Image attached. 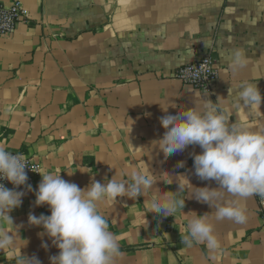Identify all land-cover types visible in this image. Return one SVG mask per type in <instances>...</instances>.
Here are the masks:
<instances>
[{"label": "crops", "instance_id": "0c3cea01", "mask_svg": "<svg viewBox=\"0 0 264 264\" xmlns=\"http://www.w3.org/2000/svg\"><path fill=\"white\" fill-rule=\"evenodd\" d=\"M20 1L27 17L0 35V147L30 154L42 172H60L81 189L113 176L130 182L134 171L157 179L162 172L181 180L185 175L196 187H218L195 175L198 145L167 157L159 150L167 131L160 118L203 110L209 99L230 109L231 122L264 129V103L254 118L229 96L231 84L241 83L257 84L264 94V0ZM239 49L246 54L244 67L232 63ZM212 50L219 66L212 93L176 77L180 66ZM41 180L40 174L33 191L17 190L25 195L9 213L14 226L0 225L15 233V245L0 250V264H17L22 255L51 264L59 254L40 235L42 226L28 220L29 214H51L47 204H35ZM177 190L175 179L160 180L135 200L125 196L99 205L119 244L113 264H264V210L255 195L240 201L247 214L243 224L215 220L214 209L188 193L179 194L185 206L175 216L151 212L153 195ZM206 213L221 244L215 253L205 244L182 242L188 221Z\"/></svg>", "mask_w": 264, "mask_h": 264}, {"label": "clouds", "instance_id": "9594fccd", "mask_svg": "<svg viewBox=\"0 0 264 264\" xmlns=\"http://www.w3.org/2000/svg\"><path fill=\"white\" fill-rule=\"evenodd\" d=\"M232 63L234 67L246 65V54L242 49L235 51ZM229 96L234 97L236 104L247 108L254 118L261 112L264 94L257 84H231ZM163 109L168 113V108ZM231 117L229 108L207 99L203 110L193 107L160 118L167 131L156 144L159 150L167 157L190 145H198L202 151L194 155L195 175L201 180L215 181L218 187H196L185 175L181 180V175L174 178L168 172H162L157 179L147 172L134 171L130 182L113 176L103 184L93 179L90 186L81 189L76 183L63 179L60 172L45 173L33 169L42 175L35 191V204H47L51 214L39 217L29 214L28 220L31 225L42 226L44 231L40 235H46L60 250L59 254L50 257L51 264H113L120 255L119 244L109 231L108 221L99 211V205L116 202L118 197L125 196L135 200L160 180L172 184L175 179L178 190L172 195H153L151 212L165 217L175 216L177 209L185 206V199L179 194L188 193V197L209 204L214 209L215 220L245 223L246 209L240 201L254 195L264 197V129L254 130L242 120L231 122ZM27 166L22 154H13L0 147V179L10 181L15 188L26 185L29 191H33L32 185L28 184ZM178 166L183 167L184 161H180ZM15 188L9 189L0 183V225H13L9 213L22 204L25 192ZM227 196L234 199H227ZM181 235L182 242L188 247L193 242L205 244L210 253L221 247L209 213L191 218L187 234ZM14 245L15 233L0 227V250L6 251ZM42 246L48 247L47 243ZM16 259L17 264H41L35 256L28 258L22 255Z\"/></svg>", "mask_w": 264, "mask_h": 264}, {"label": "built area", "instance_id": "2783aa9c", "mask_svg": "<svg viewBox=\"0 0 264 264\" xmlns=\"http://www.w3.org/2000/svg\"><path fill=\"white\" fill-rule=\"evenodd\" d=\"M27 17V11L20 0H16L12 4L0 3V35L9 34L16 30L18 25ZM199 73V76L196 75ZM176 77L183 82L197 90L212 93L215 89L217 80L219 78V66L214 50L199 60L184 64L177 69ZM13 154H22L28 163L26 172L28 175V184L32 186L35 184L39 172H42L41 164L36 161L30 154L19 151H9ZM36 170V171H33ZM7 188L13 189L15 186L6 179H0ZM26 185H21L15 190L26 189ZM261 210H264V197L255 195Z\"/></svg>", "mask_w": 264, "mask_h": 264}]
</instances>
